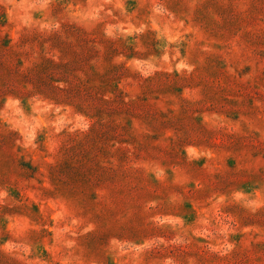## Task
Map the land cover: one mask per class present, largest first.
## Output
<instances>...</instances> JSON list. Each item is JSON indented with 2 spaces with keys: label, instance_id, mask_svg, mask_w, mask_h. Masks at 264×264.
<instances>
[{
  "label": "rangeland",
  "instance_id": "obj_1",
  "mask_svg": "<svg viewBox=\"0 0 264 264\" xmlns=\"http://www.w3.org/2000/svg\"><path fill=\"white\" fill-rule=\"evenodd\" d=\"M0 264H264V0H0Z\"/></svg>",
  "mask_w": 264,
  "mask_h": 264
}]
</instances>
